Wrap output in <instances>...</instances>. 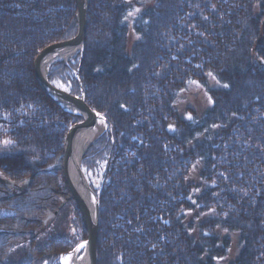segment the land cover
I'll use <instances>...</instances> for the list:
<instances>
[{
  "label": "trees",
  "instance_id": "16d2710c",
  "mask_svg": "<svg viewBox=\"0 0 264 264\" xmlns=\"http://www.w3.org/2000/svg\"><path fill=\"white\" fill-rule=\"evenodd\" d=\"M89 1L83 53L47 78L109 124L82 160L88 177L106 164L92 184L98 264H217L225 232L240 242L230 264H264V0H155L131 23L136 2ZM76 11V0H0V264H63L88 239L59 168L83 120L34 68L41 50L77 35ZM209 73L228 88L211 91L202 119H182L175 96Z\"/></svg>",
  "mask_w": 264,
  "mask_h": 264
},
{
  "label": "water",
  "instance_id": "95a60500",
  "mask_svg": "<svg viewBox=\"0 0 264 264\" xmlns=\"http://www.w3.org/2000/svg\"><path fill=\"white\" fill-rule=\"evenodd\" d=\"M139 5L152 4L155 0H136ZM77 2V35L71 40L52 43L48 47L40 51L35 57L34 68L35 76L40 87L45 90L47 96L56 102L63 110L82 117V122L69 128L65 138L64 160L63 165L59 168L63 171V175L67 185H69L73 196L80 207L82 216L85 220V226L88 229V239L82 242L78 247L79 251L74 249V255L79 254L82 248L85 249L83 255L86 254L85 264H98V231H99V212H100V191L96 194L92 185L88 182L87 176L83 170V157L87 153L89 146L95 140L108 132V121L98 111L92 109L86 102V98L82 93L80 96L72 95L68 90L58 87L51 83L47 78L50 67L57 61L67 63L73 55L83 53L84 39L87 28V15L89 0H76ZM76 77L80 79L77 74ZM88 132L91 135L84 142L83 150L76 149L77 138L85 137ZM61 208V206H60ZM59 211V209H58ZM48 216V220L54 219L58 214ZM47 220V221H48ZM46 223V222H45ZM83 245V247H80Z\"/></svg>",
  "mask_w": 264,
  "mask_h": 264
},
{
  "label": "rangeland",
  "instance_id": "374dc122",
  "mask_svg": "<svg viewBox=\"0 0 264 264\" xmlns=\"http://www.w3.org/2000/svg\"><path fill=\"white\" fill-rule=\"evenodd\" d=\"M136 2L137 5H132L131 11L129 13H132L131 15H127V21L130 23L133 22L136 16H138L140 13L145 11L146 5H139L136 0H131V2ZM137 9L139 11H137ZM215 77V79L213 78ZM195 82V83H193ZM62 89H66L69 91V89L65 85L59 84ZM225 83L223 84L221 81L218 80V78L212 74V75H207L206 80L202 83L197 80H191L188 81L186 86L182 89V91L178 92L177 95L175 96V100L173 102L174 109L178 113L179 116L184 118L187 121H194L195 119L200 120L203 118L204 113L211 109L214 106L213 99H212V94L211 91H214L216 89H225L228 87H224ZM211 98V101L209 100ZM191 117L189 119L188 117ZM109 128V127H108ZM106 164L102 163L99 166V169L95 172V174H89V177L87 176L88 182H91V185L93 184L94 189H99L101 182L103 180V175L105 171ZM198 173L199 170L196 169V172L193 174V179H195V184H197L198 179ZM200 190L196 189L193 194L192 201L196 203L195 197H197L198 194H200ZM48 216V215H47ZM47 216L44 218L46 221L45 226L48 225V222L50 220L47 219ZM48 220V221H47ZM195 228L198 226L199 227V220L195 221ZM224 236L230 237V242H231V247L228 250V255L223 257L221 260H218L216 263L217 264H230L234 260H236L239 256L240 252V242H239V236L234 233H223ZM84 242V241H82ZM81 242V243H82ZM81 243H79L74 249H76ZM72 250L70 253L71 258L68 264H75V260H72L73 258V252L75 250ZM85 252V249L82 248L79 254L76 256V258L80 259L82 258L83 254ZM69 254V253H68ZM62 256H67V254H64Z\"/></svg>",
  "mask_w": 264,
  "mask_h": 264
},
{
  "label": "bare ground",
  "instance_id": "6f19581e",
  "mask_svg": "<svg viewBox=\"0 0 264 264\" xmlns=\"http://www.w3.org/2000/svg\"><path fill=\"white\" fill-rule=\"evenodd\" d=\"M90 135H91V132H88L85 137L81 136V137L77 138V140H76V149H78L79 151L83 150V146L82 145H84L85 140ZM47 218H48V216H47ZM77 255H73V258H72V260H75V264H85L86 261H87L86 260V254L83 255L82 258H80V259L76 258Z\"/></svg>",
  "mask_w": 264,
  "mask_h": 264
},
{
  "label": "snow or ice",
  "instance_id": "6c2138e0",
  "mask_svg": "<svg viewBox=\"0 0 264 264\" xmlns=\"http://www.w3.org/2000/svg\"><path fill=\"white\" fill-rule=\"evenodd\" d=\"M137 11H139L138 9H137ZM132 13H129V15H131ZM209 75H212L211 73H209ZM214 79H215V77H213ZM193 83H195V82H193ZM58 87H60V85H57ZM224 87H228V85L227 84H225L224 85ZM209 100H210V102H212L211 101V98H209ZM123 107V106H122ZM189 119H191V117L189 116L188 117ZM172 126H170V128H171ZM3 143L5 144V145H8V144H11V143H13L11 140H4L3 141ZM80 247H83V245H81ZM77 251H79V247L76 249ZM71 253H69V254H67V256H61L60 257V259H61V261H63V264H68V262L70 261V258H71ZM45 264H46V262H45Z\"/></svg>",
  "mask_w": 264,
  "mask_h": 264
}]
</instances>
